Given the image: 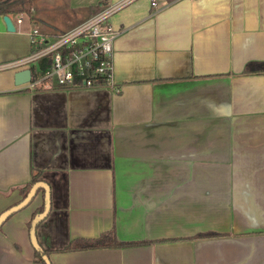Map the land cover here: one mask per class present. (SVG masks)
Wrapping results in <instances>:
<instances>
[{"label":"crops","instance_id":"crops-1","mask_svg":"<svg viewBox=\"0 0 264 264\" xmlns=\"http://www.w3.org/2000/svg\"><path fill=\"white\" fill-rule=\"evenodd\" d=\"M116 1L68 0L65 28ZM156 1L108 16L110 84L0 69V213L48 186L0 225V264H264V0ZM14 14L0 63L31 48ZM111 228L134 243L70 246Z\"/></svg>","mask_w":264,"mask_h":264},{"label":"built area","instance_id":"built-area-1","mask_svg":"<svg viewBox=\"0 0 264 264\" xmlns=\"http://www.w3.org/2000/svg\"><path fill=\"white\" fill-rule=\"evenodd\" d=\"M129 1L113 2L68 28L52 32L54 39L51 41H47L46 30L34 25L29 31L30 50L1 62L0 69L31 67L32 77L20 84L23 88L110 84L112 42L119 29L105 22L112 12ZM156 2L152 0L153 4ZM17 21H22V17L18 16ZM43 56H51V65L46 71L39 69L38 61Z\"/></svg>","mask_w":264,"mask_h":264},{"label":"trees","instance_id":"trees-1","mask_svg":"<svg viewBox=\"0 0 264 264\" xmlns=\"http://www.w3.org/2000/svg\"><path fill=\"white\" fill-rule=\"evenodd\" d=\"M22 12H26L27 14L30 15V17L33 20L35 21L37 20L34 14L33 0H0V15L5 14V13H22ZM38 62H39V69L41 71H46L51 65V56H43L42 58L39 59ZM33 71L36 73V69L34 68V66H33ZM35 183H36L35 180H33L32 183L27 184L26 186L23 187V189L25 190L24 195H23L24 197L27 196V194L33 189V187L35 186ZM38 213L39 212L34 214V217H36ZM33 218L30 221V225L32 224ZM211 234L212 232L206 231V232H200L197 235L204 236V235H211ZM125 243H134V242L119 240L115 234V230L111 228V230L101 234L100 236L94 237V238H80L77 241V243L71 244L70 246L96 247V246H102V245H107V244L109 245L119 244L120 245V244H125ZM35 251L37 254L41 255L42 257L47 255L49 252L48 249L41 248L37 244L35 247Z\"/></svg>","mask_w":264,"mask_h":264},{"label":"water","instance_id":"water-1","mask_svg":"<svg viewBox=\"0 0 264 264\" xmlns=\"http://www.w3.org/2000/svg\"><path fill=\"white\" fill-rule=\"evenodd\" d=\"M3 19L6 23V26L9 30H14L15 29V24L10 16L9 13H5L3 14ZM32 77V69L31 67H24V68H19L14 72V80L16 84H21L24 83L28 80H30ZM40 186H44L45 188H48L47 184L44 181H38L36 183V185L33 187V189L27 194V196H25L23 199L19 200L18 202L10 205L9 207H7L5 210H3L0 213V225L3 223V221L13 212H15L16 210L20 209L21 207L25 206L26 204H28L31 199L34 197L37 189ZM50 207V194L49 192H47L46 194V203H45V209L44 211L39 215V219L43 218L47 212L48 209ZM37 219L33 220V226L31 227V233L34 234V230L37 224ZM45 261L46 264H52L51 260L49 259V257H45Z\"/></svg>","mask_w":264,"mask_h":264},{"label":"rangeland","instance_id":"rangeland-1","mask_svg":"<svg viewBox=\"0 0 264 264\" xmlns=\"http://www.w3.org/2000/svg\"><path fill=\"white\" fill-rule=\"evenodd\" d=\"M33 3H34V14L36 11H40L39 13H41L43 18H45L46 20L56 21L55 22V24L57 25L56 27H58L60 30H63L60 27L63 28L67 27L66 19L70 13L68 0H33ZM22 13L26 14V16L24 17L25 18L24 22L28 23L29 21L27 19V15L28 16L30 15L27 14L26 12H22ZM11 14L15 23H18L17 15L14 13ZM48 18H50L51 20H49ZM33 21L35 23L31 22V27H33L34 25H38L41 27V30L43 31H45L44 29L48 27V24L45 20L38 19V21L35 20ZM45 32L48 33L47 41H51L54 39V35L51 34L52 32H48L47 30Z\"/></svg>","mask_w":264,"mask_h":264}]
</instances>
